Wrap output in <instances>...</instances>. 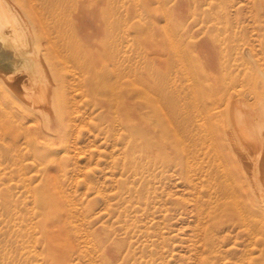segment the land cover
<instances>
[{
    "label": "rangeland",
    "instance_id": "374dc122",
    "mask_svg": "<svg viewBox=\"0 0 264 264\" xmlns=\"http://www.w3.org/2000/svg\"><path fill=\"white\" fill-rule=\"evenodd\" d=\"M66 4L55 50L102 61L68 95L63 140L0 105V264H264V227L229 216L221 189L248 180L231 131L236 102L264 97V0ZM103 65L118 98L95 93Z\"/></svg>",
    "mask_w": 264,
    "mask_h": 264
},
{
    "label": "bare ground",
    "instance_id": "6f19581e",
    "mask_svg": "<svg viewBox=\"0 0 264 264\" xmlns=\"http://www.w3.org/2000/svg\"><path fill=\"white\" fill-rule=\"evenodd\" d=\"M69 19L66 0H0V105L25 131L30 128L37 136L43 133L48 140L56 134H61L63 140L64 133L75 126L68 95L73 92L76 81L80 90L87 80L85 75H93V70H85L88 60L102 61L73 49L64 53L55 50L53 39L68 36ZM66 46L74 48L75 45ZM76 47L79 50L78 44ZM107 67L103 65L104 71L98 70L93 76L100 84L95 93L98 96L101 88L107 87L111 96L118 98L120 72L117 66L112 72L105 70ZM76 69L81 70L77 77ZM72 71L75 74L69 75ZM262 99L258 108H251L241 100L233 107L235 123L231 148L235 161L250 170H247L248 180L244 181L243 189L235 185L227 189L229 184L223 182L221 185L229 216L244 223L252 235L264 227V97ZM36 140L40 146H47L43 140ZM243 197H249V210L242 205ZM255 216L262 218L256 222Z\"/></svg>",
    "mask_w": 264,
    "mask_h": 264
}]
</instances>
